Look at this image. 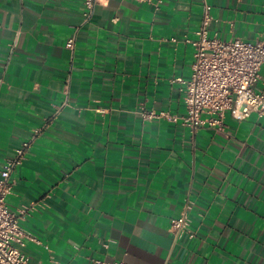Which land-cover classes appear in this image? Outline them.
I'll list each match as a JSON object with an SVG mask.
<instances>
[{
  "label": "crops",
  "instance_id": "crops-1",
  "mask_svg": "<svg viewBox=\"0 0 264 264\" xmlns=\"http://www.w3.org/2000/svg\"><path fill=\"white\" fill-rule=\"evenodd\" d=\"M206 1L210 35L264 37V0ZM83 9L0 0V168L41 128L6 197L12 211L32 206L29 260L264 264V117L226 112L224 128L193 131L139 113H183L171 80L190 76L184 38L202 0H97L86 23ZM187 205L191 236L175 240L170 220Z\"/></svg>",
  "mask_w": 264,
  "mask_h": 264
},
{
  "label": "built area",
  "instance_id": "built-area-1",
  "mask_svg": "<svg viewBox=\"0 0 264 264\" xmlns=\"http://www.w3.org/2000/svg\"><path fill=\"white\" fill-rule=\"evenodd\" d=\"M133 1L152 3L155 8L161 3V0ZM96 3L97 0H83L81 23L89 21ZM210 11L211 5L202 0L199 25L193 37L184 38L194 50L189 78L171 80L178 83L183 113L146 110L142 107L139 111L142 119H164L180 123L194 131L202 126L224 128L223 118L226 112L236 120H242L251 114L264 117V77L260 74L264 63V37L248 41L241 38L224 40L216 34L210 35ZM74 40L75 34H72L65 40L64 46L72 49ZM258 83L261 85L256 88ZM40 131L41 128L34 129L31 136L14 149L0 168V264H33L23 251L24 238L35 243H39V240L28 236L21 227V220L28 215L32 206L12 211L7 206L6 197L14 185L12 173L15 167L23 162ZM189 208L187 205L178 217L170 220V230L175 240L185 234L191 236L187 229ZM88 264L128 263L122 260L91 259Z\"/></svg>",
  "mask_w": 264,
  "mask_h": 264
}]
</instances>
